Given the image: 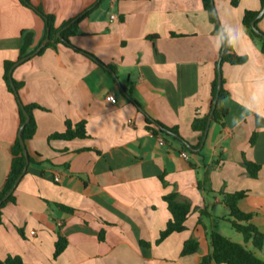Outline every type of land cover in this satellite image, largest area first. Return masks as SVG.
<instances>
[{"label":"crops","instance_id":"obj_1","mask_svg":"<svg viewBox=\"0 0 264 264\" xmlns=\"http://www.w3.org/2000/svg\"><path fill=\"white\" fill-rule=\"evenodd\" d=\"M29 1L54 17L57 30L82 19L71 45L49 41L18 64L26 36L32 55L49 35L32 8L0 0V189L12 172L20 131L18 101L3 79L6 62L18 64L13 79L22 104L39 106L35 135L26 142L29 165L2 210L0 262L20 257L24 264H202L212 232L264 261V247L245 243L224 203V194L246 192L238 209L253 215L251 222L264 234V120L241 106L264 68V41L252 40L243 25L246 12H261V0H214L221 25L244 29L233 51L247 62L222 67L227 114L210 125L222 48L201 0ZM257 27L264 33V15ZM109 94L116 104L106 101ZM205 117L198 147L201 134L192 125ZM234 117L239 127L232 125ZM148 120L152 129H176L180 139L154 135ZM68 121L84 122L87 138L52 139ZM246 163L261 166L257 178ZM170 194L191 213L185 231L157 244L172 219L163 200ZM60 237L67 247L55 259ZM190 239L200 249L182 256Z\"/></svg>","mask_w":264,"mask_h":264},{"label":"trees","instance_id":"obj_2","mask_svg":"<svg viewBox=\"0 0 264 264\" xmlns=\"http://www.w3.org/2000/svg\"><path fill=\"white\" fill-rule=\"evenodd\" d=\"M20 2L32 8L45 22V26L47 29V34L50 37V43L48 46L52 45V43L62 44V45H71L69 39L77 34V29L79 22L82 18L76 20L75 22H68L65 23L60 29H55L54 26V17L46 15L42 9L36 8L32 6L29 0H20ZM205 11L209 15V19L211 24L214 26L213 35L216 34V31L219 30V26L217 25L216 18L213 12L211 0H201ZM262 8L264 7V0H261ZM260 11L258 12H251L248 11L245 13L243 19V25L245 32L250 36L252 40H261L264 41L262 33L257 24L259 20L256 22V27L259 34L254 31L252 23L258 17ZM61 32V39L57 38V34ZM30 45L29 36L25 37V44L22 49V54L17 63L21 60L29 56L27 50ZM222 50L220 52L219 61L221 60L222 67L225 64H229L231 66H238L243 65L247 62V57L238 56L234 51L233 48H225L224 53L222 54ZM44 49L40 52L42 53ZM39 53V54H40ZM219 61L216 65V76L211 86V110L214 106V102L218 95V65ZM13 62H6L4 68V82L9 90V92L15 95L13 86L10 79V71L11 69L17 64ZM13 84L17 91L20 89V85L13 79ZM225 80L223 78L222 72V89L219 93V100L214 112L213 121L214 122H222L225 118L227 111L223 108L222 102L229 97V92L225 89ZM16 96V95H15ZM17 98V97H16ZM18 105H19V114H20V129L26 123V114L27 113L30 117L29 123L26 124L25 129L23 131L22 137L26 144V142L33 138L36 132V121L34 118V111L35 109H39L37 105H23L22 102L17 98ZM149 129L154 133V135L161 134L164 137H172L165 131H170L175 134V139H180L178 132L176 129L168 130L162 126H159L160 129H152L150 127L151 122L148 120ZM208 125V117L203 119L197 118L193 122V130L201 134L200 142L198 147L200 146L204 134L206 132ZM20 132V131H19ZM52 139H60L71 141L74 139H85L87 138L86 133V125L84 122L73 126L71 122H66V131L64 133H58L51 137ZM182 141V140H181ZM12 154H13V164H12V172L6 179L3 187L0 189V202L5 198L15 186L17 180L23 174L26 168V158L23 152L22 144L20 137L15 142L12 147ZM246 168L249 172V175L253 178H257L258 174L261 170L260 165H256L253 163H246ZM247 196L246 192H237L233 194H224V203L230 208L231 216L233 217V221H231V225L233 229H235L238 233L243 235L245 243H249L252 241L253 246L257 250H261L264 247V234L258 231L257 227L251 222L253 219V215L251 214H244L238 209V202L244 199ZM13 200V194L9 196V198L4 201L0 205V225L2 224V210L4 207ZM163 200L168 205V210L172 215V219L168 222L165 230H163L160 234V238L157 241V244L162 243L165 239H167L170 235L174 233H181L186 230V222L191 213V207L188 204L181 203L178 201L177 194H170L163 198ZM68 212H73L74 210L64 208ZM143 245L149 246L147 243H143ZM210 245H211V252L202 258V264H264V261L259 259L255 253L247 247L235 243L230 239L222 236L217 232H212L210 234ZM67 241L60 237L56 243V249L54 258H58L66 249ZM200 249L199 242L195 239L188 240L183 247L182 256H189L197 253ZM0 264H24L22 258L20 257H8L3 263Z\"/></svg>","mask_w":264,"mask_h":264},{"label":"clouds","instance_id":"obj_3","mask_svg":"<svg viewBox=\"0 0 264 264\" xmlns=\"http://www.w3.org/2000/svg\"><path fill=\"white\" fill-rule=\"evenodd\" d=\"M216 46L217 48H237L245 36L244 29L236 27L231 24H222L218 31H216ZM245 55H247L245 53ZM246 112H251L259 120H264V68L258 73L255 81L254 90L249 97L247 103L241 105ZM232 125L239 127L240 122L238 118H233Z\"/></svg>","mask_w":264,"mask_h":264},{"label":"water","instance_id":"obj_4","mask_svg":"<svg viewBox=\"0 0 264 264\" xmlns=\"http://www.w3.org/2000/svg\"><path fill=\"white\" fill-rule=\"evenodd\" d=\"M211 4H212V8H213V12H214V15H215V18H216L217 25H218L219 28H220L221 22H220V20H219V16H218V13H217V10H216V7H215L214 0H211ZM263 15H264V7H263V9L261 10V12H260V14L258 15V17H257V18L253 21V23H252V26H253L254 31L257 32L258 34H259L260 32L258 31V29H257V27H256V22H257V21H258ZM263 38H264V36H263ZM49 41H50V39H49V37H48V38L45 40V42H44V43L38 48V50H37L36 52H34L32 55L27 56L26 58H24L23 60H21L19 63L25 62L26 60H28V59H30L31 57H33L34 55H36V54H37L42 48H44V47L47 45V43H48ZM222 49H223V50H222V54H223L225 48H222ZM19 63H18V64H19ZM18 64H16V65L11 69V71H10V79H11V83H12V86H13L14 93H15L16 97L20 100V98H19V94H18V91H17V89L15 88V86H14V84H13V71H14L15 67H16ZM221 89H222V65H221V60H220V61H219V65H218V95H217L216 100H215V102H214V106H213V108H212V110H211V114H210V117H209V125H210V123L212 122V119H213V116H214V112H215V109H216V106H217V103H218V100H219V93H220ZM25 114H26V123L21 127L20 132H19V137H20L21 144H22V148H23V152H24V155H25V158H26V163H27L26 165L28 166V165H29V155H28L27 147H26V144H25V142H24V140H23L22 134H23V131H24V129H25L26 124L29 123V121H30V117H29V115H28L27 113H25ZM165 132L168 133V134L171 135V136H174V137L176 136L175 134H173V133L170 132V131H165ZM27 166H26V168H25V170H24V173L26 172ZM21 177H22V176H21ZM21 177L17 180V182H16L15 186L13 187V189L11 190V192H10L5 198H3V200L0 202V205H1L4 201H6V200L9 198V196L12 194V192H13V191L15 190V188L17 187V185H18V183H19Z\"/></svg>","mask_w":264,"mask_h":264},{"label":"built area","instance_id":"obj_5","mask_svg":"<svg viewBox=\"0 0 264 264\" xmlns=\"http://www.w3.org/2000/svg\"><path fill=\"white\" fill-rule=\"evenodd\" d=\"M116 19H117L116 15H112V16H111V20H112V21H113V20H116ZM106 101L109 102V103H111V104H116V103H117V98H116V96H115L114 94H109V95L106 97ZM159 141H160V144H161V145H164V144H165L163 138H160ZM182 156H183L184 158H186V159H189V154H188V153H182Z\"/></svg>","mask_w":264,"mask_h":264}]
</instances>
